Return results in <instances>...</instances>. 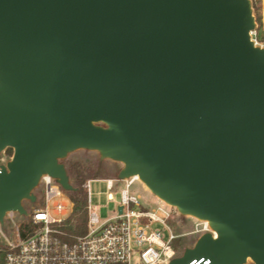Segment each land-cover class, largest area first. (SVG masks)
<instances>
[{"label": "water", "instance_id": "95a60500", "mask_svg": "<svg viewBox=\"0 0 264 264\" xmlns=\"http://www.w3.org/2000/svg\"><path fill=\"white\" fill-rule=\"evenodd\" d=\"M251 0H0V226L76 151L212 233L169 264H264V48ZM118 213L121 208H117Z\"/></svg>", "mask_w": 264, "mask_h": 264}, {"label": "built area", "instance_id": "2783aa9c", "mask_svg": "<svg viewBox=\"0 0 264 264\" xmlns=\"http://www.w3.org/2000/svg\"><path fill=\"white\" fill-rule=\"evenodd\" d=\"M257 33L256 28L251 31L250 40L264 48V42L257 40ZM6 151L0 152V172L11 159ZM136 181V177L122 181L125 188L121 190L115 216L102 223L96 207L90 205L91 180L85 181L82 188L86 193V234L67 242L60 238L63 234L58 228L65 221L60 218L66 212V205L61 201L64 192L55 180L42 176L39 186L44 206L29 215L31 223L40 227L24 239L19 237L16 227V239L6 243L4 264H169L176 258L171 243L177 237L171 234L167 225L172 218L170 211L173 210L176 217L180 216L175 209L159 200L161 205L150 210L143 208L140 196L129 193V188ZM105 182L106 189L112 190L115 180L106 179ZM53 200L55 202L50 207ZM107 201H113L111 193L107 194ZM118 207L121 208L120 213ZM13 215L6 217L12 218ZM193 220V230L188 235L212 233L206 221ZM153 224H160L163 229H154ZM165 230L169 232L168 238ZM189 264H209V261L194 259Z\"/></svg>", "mask_w": 264, "mask_h": 264}, {"label": "rangeland", "instance_id": "374dc122", "mask_svg": "<svg viewBox=\"0 0 264 264\" xmlns=\"http://www.w3.org/2000/svg\"><path fill=\"white\" fill-rule=\"evenodd\" d=\"M259 1V11L260 23L256 21L255 12L253 15L255 18L256 29H257V40L264 38V0ZM260 43V41H259ZM71 161H78L84 165H92L98 172V178L93 179L90 182V205L91 207H96V213L99 218V222L102 223L105 220L115 216V208L120 201L121 190L125 188V184L122 181L116 180V175L120 168V164L109 161V160H99V156L96 152L88 151H76L71 153L66 158ZM106 179L115 180L114 187L112 190L108 191L106 189ZM111 193L113 196V201H107V194ZM129 193L131 195H139L142 202V207L146 210L155 208L160 204V202L149 193V191L139 182L136 181L129 188ZM33 194L36 197V202L30 204L27 201H23L22 205L27 212L26 217H20L17 214H14L12 218L5 217L3 226H0V252L5 251L6 243L16 239V227L22 223H25L29 220V215L33 210H37L39 207V199L43 197L41 186H38ZM61 201L66 205V212L60 216L62 220H65L71 212V202L64 192V197ZM54 200L50 202L49 206L51 207L54 204ZM172 218L168 221L167 225L170 227L171 234L177 236L176 239L171 243V246L176 251V257H179L183 254L186 248L193 247L196 239L199 235H188L187 233L193 230V224L195 221L190 218L178 219L173 210L170 211ZM51 214H53L51 212ZM178 219V220H177ZM152 228L154 229H163V226L160 224H153ZM169 232L165 230V237L168 238ZM246 264H252L250 260H247Z\"/></svg>", "mask_w": 264, "mask_h": 264}, {"label": "trees", "instance_id": "16d2710c", "mask_svg": "<svg viewBox=\"0 0 264 264\" xmlns=\"http://www.w3.org/2000/svg\"><path fill=\"white\" fill-rule=\"evenodd\" d=\"M252 8L255 12L256 21L260 23L259 11V1L252 0ZM259 41L264 42V38H260ZM7 154L12 155V151L7 149ZM66 169L67 176L70 183L74 187V191L65 192L66 196L71 202V212L69 216L65 219L63 223L59 225V230L63 234L60 238L63 241L71 242L74 238L80 237L86 234V221H87V211H86V193L82 188L83 184L87 180H93L98 178V172L92 165H84L78 161H71L64 159L61 161ZM43 198L39 199L38 209L43 208ZM178 219L182 220L185 217L180 216ZM177 219V220H178ZM40 225H34L31 223L30 218L27 222L22 223L19 226V237L21 239L32 235ZM0 264H4V254L0 252Z\"/></svg>", "mask_w": 264, "mask_h": 264}]
</instances>
